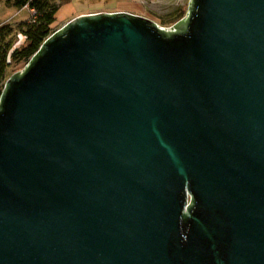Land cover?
<instances>
[{"label":"water","instance_id":"obj_1","mask_svg":"<svg viewBox=\"0 0 264 264\" xmlns=\"http://www.w3.org/2000/svg\"><path fill=\"white\" fill-rule=\"evenodd\" d=\"M0 264H264V0L51 33L0 96Z\"/></svg>","mask_w":264,"mask_h":264},{"label":"rangeland","instance_id":"obj_2","mask_svg":"<svg viewBox=\"0 0 264 264\" xmlns=\"http://www.w3.org/2000/svg\"><path fill=\"white\" fill-rule=\"evenodd\" d=\"M14 1L0 0V26H16L33 17L28 6L19 8L14 5ZM55 2L61 9L53 25V32L78 15L102 11H128L150 18L162 27H171L186 16L190 0H55ZM19 40L21 38L17 34L15 42ZM22 66L9 67L6 78L22 70L24 68H21ZM19 67L21 69L17 70Z\"/></svg>","mask_w":264,"mask_h":264},{"label":"trees","instance_id":"obj_3","mask_svg":"<svg viewBox=\"0 0 264 264\" xmlns=\"http://www.w3.org/2000/svg\"><path fill=\"white\" fill-rule=\"evenodd\" d=\"M14 5L19 8L28 6L30 11L34 9L36 13L31 20L22 21L16 26H0V96L7 80V69L15 65H23V68L27 64L44 40L53 33V25L61 9L55 0H15ZM17 34L21 40L16 43Z\"/></svg>","mask_w":264,"mask_h":264},{"label":"built area","instance_id":"obj_4","mask_svg":"<svg viewBox=\"0 0 264 264\" xmlns=\"http://www.w3.org/2000/svg\"><path fill=\"white\" fill-rule=\"evenodd\" d=\"M32 16L34 17V14L36 13V11L33 9L31 10Z\"/></svg>","mask_w":264,"mask_h":264}]
</instances>
